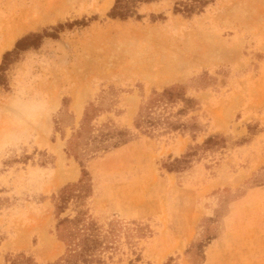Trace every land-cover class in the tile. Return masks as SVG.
I'll return each mask as SVG.
<instances>
[{
    "label": "rangeland",
    "instance_id": "obj_1",
    "mask_svg": "<svg viewBox=\"0 0 264 264\" xmlns=\"http://www.w3.org/2000/svg\"><path fill=\"white\" fill-rule=\"evenodd\" d=\"M115 1L0 0V45L21 30L0 65L29 34L57 37L4 71L0 264H54L62 218L93 230L85 264H264V0L113 20Z\"/></svg>",
    "mask_w": 264,
    "mask_h": 264
},
{
    "label": "trees",
    "instance_id": "obj_2",
    "mask_svg": "<svg viewBox=\"0 0 264 264\" xmlns=\"http://www.w3.org/2000/svg\"><path fill=\"white\" fill-rule=\"evenodd\" d=\"M153 1L156 0H116L115 5L107 14V16L113 20H126L136 15L135 12L130 9L128 5L129 3H149ZM136 17L138 18L139 16ZM79 23L82 25L84 22L82 21ZM62 28V25H58L54 31L58 32V30ZM44 38L56 39L57 37L56 34L48 33L47 31H44L43 34H29L16 42L13 51L4 53L2 57V63L0 65V87L6 84L4 71L6 70V67L12 62V57L15 56V58H17V56L22 52L28 51L32 48H38ZM173 95V90L164 89V91L160 94V97H172ZM141 110L142 108H140V112ZM126 143L127 142L124 141L122 144L124 145ZM58 200L59 202L55 205L57 216L65 211L64 204L67 200L65 192L61 193V195L58 197ZM56 236L59 241L64 243L66 250L64 255L61 256L54 264H63L64 262L68 263L67 257L71 254V252L72 264H78V262L85 264L88 262V258H91L92 252L94 251V247L97 243L91 228L79 229L77 228L75 221L69 220L67 218L58 219L56 224ZM71 247H79L80 250L72 249L71 251Z\"/></svg>",
    "mask_w": 264,
    "mask_h": 264
},
{
    "label": "bare ground",
    "instance_id": "obj_3",
    "mask_svg": "<svg viewBox=\"0 0 264 264\" xmlns=\"http://www.w3.org/2000/svg\"><path fill=\"white\" fill-rule=\"evenodd\" d=\"M112 2V0H108V5L110 4ZM107 5V4H106ZM107 5V6H108ZM6 24V23H5ZM21 26V25H20ZM23 29V28H22ZM7 30V29H6ZM10 33V34H7V33ZM5 39L3 40V42H2V44L0 45V57H1V54H2V51L3 50H5V49H8V48H10V47H12L13 46V44H14V40H15V38L18 36V34H20L21 33V30L19 31V30H16L15 32H13V30H7V31H5ZM184 48V47H183ZM193 49V48H192ZM178 51V50H177ZM180 51V50H179ZM189 51V50H188ZM189 53H193L192 51H190ZM188 53V54H189ZM177 54H178V52H177ZM184 53H180V54H178V55H174V54H172V55H170L169 56V60H168V62H167V64H165L164 65V67H162V68H160L159 69V71H166L165 73L166 74H164L163 75V77H165L166 79H168V78H170V76L171 75H169L170 73H171V71H172V69H175V68H177V67H181L182 66V64H184L185 63V61H184V59H185V56L183 55ZM190 55V54H189ZM192 58V57H191ZM190 61V60H189ZM157 70V69H156ZM162 80H164V79H162ZM81 104H82V102H81V99H80V97L78 96V95H76V97H75V103H74V106H75V108H76V110L77 111H79L82 107H81ZM80 112V111H79ZM76 176H77V174H76V172L75 173H71L69 176H68V179H70V180H72V179H75L76 178ZM60 181L58 182L59 184H61L63 181H65V179L64 178H60L59 179ZM67 180V179H66Z\"/></svg>",
    "mask_w": 264,
    "mask_h": 264
},
{
    "label": "crops",
    "instance_id": "obj_4",
    "mask_svg": "<svg viewBox=\"0 0 264 264\" xmlns=\"http://www.w3.org/2000/svg\"><path fill=\"white\" fill-rule=\"evenodd\" d=\"M127 145H124L123 147H121V148H125Z\"/></svg>",
    "mask_w": 264,
    "mask_h": 264
}]
</instances>
